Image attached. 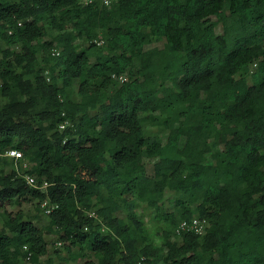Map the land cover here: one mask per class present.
<instances>
[{
	"label": "trees",
	"instance_id": "obj_1",
	"mask_svg": "<svg viewBox=\"0 0 264 264\" xmlns=\"http://www.w3.org/2000/svg\"><path fill=\"white\" fill-rule=\"evenodd\" d=\"M85 1L0 0V264H264V0ZM140 204L209 227L153 246Z\"/></svg>",
	"mask_w": 264,
	"mask_h": 264
},
{
	"label": "rangeland",
	"instance_id": "obj_2",
	"mask_svg": "<svg viewBox=\"0 0 264 264\" xmlns=\"http://www.w3.org/2000/svg\"><path fill=\"white\" fill-rule=\"evenodd\" d=\"M213 20L215 21L216 18H213ZM46 27L51 36L55 34V31H53L49 25H47ZM217 31H218V34L222 33L221 26L218 27ZM83 43L85 44V42ZM153 47L163 48L164 41H155L151 45H148L146 48L150 49ZM255 68L256 66H253V71L255 70ZM145 133L147 136L158 135L164 140L166 139V136H167V131L163 127H151V126L146 125ZM146 166H147L149 173L151 174L152 168H153V161L149 162L146 160ZM16 169L17 167L14 163H9L7 166H5V170L8 173L11 171H16ZM171 198H172V194L170 192H167V196L164 201L165 210L172 211L174 209L173 204L170 202ZM18 209L23 210L27 215H30V216H34L37 213L35 206L29 202L24 203L22 207H19V208H16V207L9 208V210L11 211H17ZM138 212L141 216V221H142L143 228H144V234H145L146 242L148 244H151L153 246H161L164 243V237H163L164 232H170L173 240L179 241V236L177 235V232H176L177 227H173L169 224L156 221L154 218V211L148 208L146 205L140 204L138 208ZM40 216L42 220H41V223L38 224L39 227L44 226L48 223L47 217H45L44 215H40ZM1 224H2V219L0 217V225ZM48 240H49V249H50L49 256L54 258L57 264H68L67 262L64 261L65 254L67 253L65 249L67 244L64 241L60 240L59 237H55V236L48 237ZM56 250L62 253L63 259L57 258ZM88 260H92L96 262V260L92 256H87V257L78 259L74 264H84Z\"/></svg>",
	"mask_w": 264,
	"mask_h": 264
},
{
	"label": "built area",
	"instance_id": "obj_3",
	"mask_svg": "<svg viewBox=\"0 0 264 264\" xmlns=\"http://www.w3.org/2000/svg\"><path fill=\"white\" fill-rule=\"evenodd\" d=\"M113 1L114 0H86L85 2L86 3L100 2L105 5H111ZM102 43L103 41H101V44ZM52 55L59 56L60 50L56 48L53 49ZM117 79L120 82H124L126 80V77L122 75ZM68 126H72V125L70 122L66 121L62 125H60V130H65L66 127ZM0 157L6 158L10 160L12 163H14L17 167L16 171L18 173H21L22 171L27 172L31 170L33 167V164L25 160L23 153L18 149H6L2 153H0ZM25 179L30 186L38 188V181H37L36 176L31 175V174H26ZM56 207L57 206L52 204L49 200H45L41 205L43 214L45 216H50V214L52 213L53 210L56 209ZM90 216H95V213L92 212ZM208 227H209V224L206 221V219L201 218V217H194L190 221H182L177 226L176 232H177V235H182L183 233L190 232V233H195L199 236H203L206 233ZM135 264H147V263H146L145 258L141 257L138 259V261Z\"/></svg>",
	"mask_w": 264,
	"mask_h": 264
}]
</instances>
